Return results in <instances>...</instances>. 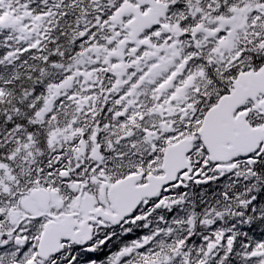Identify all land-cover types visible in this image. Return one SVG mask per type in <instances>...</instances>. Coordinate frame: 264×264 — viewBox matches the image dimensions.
<instances>
[{
	"label": "snow or ice",
	"instance_id": "6c2138e0",
	"mask_svg": "<svg viewBox=\"0 0 264 264\" xmlns=\"http://www.w3.org/2000/svg\"><path fill=\"white\" fill-rule=\"evenodd\" d=\"M0 264H264V0H0Z\"/></svg>",
	"mask_w": 264,
	"mask_h": 264
}]
</instances>
